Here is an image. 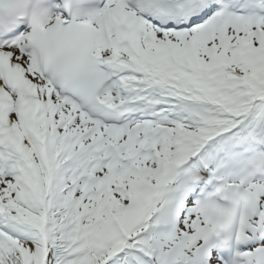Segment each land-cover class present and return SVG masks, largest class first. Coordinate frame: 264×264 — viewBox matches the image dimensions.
<instances>
[{
	"label": "snow or ice",
	"instance_id": "6c2138e0",
	"mask_svg": "<svg viewBox=\"0 0 264 264\" xmlns=\"http://www.w3.org/2000/svg\"><path fill=\"white\" fill-rule=\"evenodd\" d=\"M0 264H264V0H0Z\"/></svg>",
	"mask_w": 264,
	"mask_h": 264
}]
</instances>
